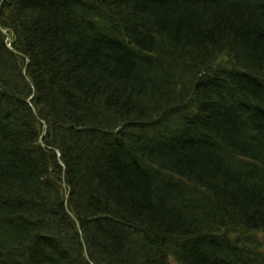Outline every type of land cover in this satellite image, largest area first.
Instances as JSON below:
<instances>
[{
    "label": "trees",
    "instance_id": "trees-1",
    "mask_svg": "<svg viewBox=\"0 0 264 264\" xmlns=\"http://www.w3.org/2000/svg\"><path fill=\"white\" fill-rule=\"evenodd\" d=\"M173 263L264 264V0H0V264Z\"/></svg>",
    "mask_w": 264,
    "mask_h": 264
},
{
    "label": "bare ground",
    "instance_id": "bare-ground-1",
    "mask_svg": "<svg viewBox=\"0 0 264 264\" xmlns=\"http://www.w3.org/2000/svg\"><path fill=\"white\" fill-rule=\"evenodd\" d=\"M111 4H113V3H111Z\"/></svg>",
    "mask_w": 264,
    "mask_h": 264
},
{
    "label": "rangeland",
    "instance_id": "rangeland-1",
    "mask_svg": "<svg viewBox=\"0 0 264 264\" xmlns=\"http://www.w3.org/2000/svg\"><path fill=\"white\" fill-rule=\"evenodd\" d=\"M174 264V263H173Z\"/></svg>",
    "mask_w": 264,
    "mask_h": 264
}]
</instances>
